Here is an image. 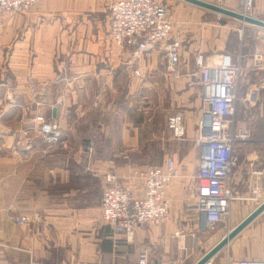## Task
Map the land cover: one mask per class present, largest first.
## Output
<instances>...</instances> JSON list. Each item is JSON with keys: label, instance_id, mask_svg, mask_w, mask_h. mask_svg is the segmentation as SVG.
I'll use <instances>...</instances> for the list:
<instances>
[{"label": "crops", "instance_id": "1", "mask_svg": "<svg viewBox=\"0 0 264 264\" xmlns=\"http://www.w3.org/2000/svg\"><path fill=\"white\" fill-rule=\"evenodd\" d=\"M114 1L40 0L24 14L5 16L0 26V262L137 264L146 249L148 264H193L264 200V28L221 19L183 0H164L170 42L177 43L180 58L178 76L166 77L159 46L135 53L112 41L108 7ZM203 1L240 7L239 0ZM250 15L264 20V0L255 1ZM197 51L211 63L228 55L239 67L234 129L251 130L250 138L235 146L233 199L221 236L209 248L191 243L197 222L182 203L195 186L200 155L193 143L200 77L189 56ZM147 95L159 101L163 118L182 111L186 152L166 133L154 137L157 158L141 149L139 131L148 114L139 104ZM36 115L58 120L67 149L41 143L33 131ZM26 137L33 138L30 149L11 148ZM88 138L95 141L91 158L81 147ZM168 154L181 172L168 190V219L142 226L126 239L102 218L104 173L125 174L130 161L160 165ZM23 214L36 220L17 224L15 217ZM217 254L208 264L262 259L264 211L228 242L221 257Z\"/></svg>", "mask_w": 264, "mask_h": 264}, {"label": "built area", "instance_id": "2", "mask_svg": "<svg viewBox=\"0 0 264 264\" xmlns=\"http://www.w3.org/2000/svg\"><path fill=\"white\" fill-rule=\"evenodd\" d=\"M256 0H239L240 12L250 15ZM40 0H0V26L4 17L24 14L39 4ZM110 13V36L118 47H129L135 53H143L159 46L165 55L164 73L177 76L179 52L177 43L170 42L172 24L168 18L169 5L164 0H116L108 7ZM200 77L201 111L197 124L195 144L200 149L196 183L182 199L186 212L197 222L191 243L196 235L213 228L228 215L229 203L233 199L230 189L232 169L236 164L234 156L238 142L250 138L249 128L234 129L233 114L237 101V79L239 67L224 55L218 63L207 61L204 53L195 56ZM134 75H140L135 69ZM253 98V94H250ZM43 102H37L38 105ZM33 131L46 147L66 146L57 119L36 115ZM167 127L176 139L186 135L184 116L176 111L168 116ZM33 138L16 140L13 149H30ZM88 158L95 153V141L90 139L82 147ZM127 172L118 175L114 171L104 173V189L100 208L104 221L116 232L132 239L135 231L142 226L158 225L168 219L170 199L168 190L181 172L174 158L166 156L156 166L140 167L130 163ZM260 174V171L255 172ZM139 188H138V187ZM257 188L252 192L256 193ZM255 200L257 197H253ZM35 215L15 217L17 224L30 223ZM148 252H139L137 264H148ZM0 264H12L1 261ZM28 264H41L31 258ZM227 264H264L262 259L228 260Z\"/></svg>", "mask_w": 264, "mask_h": 264}, {"label": "rangeland", "instance_id": "3", "mask_svg": "<svg viewBox=\"0 0 264 264\" xmlns=\"http://www.w3.org/2000/svg\"><path fill=\"white\" fill-rule=\"evenodd\" d=\"M216 4L221 5L220 3H216ZM237 8H238V10H236V11L240 12V7H237ZM211 12H214V11H211ZM213 15H218L221 19H227V20H230V21H235L236 23H240L237 20H234V18L223 16V15H221L219 13H216V12H214ZM208 19L213 21V22H215V24L217 26L219 25L216 16L215 17L211 16ZM218 27H220V26H218ZM198 52L199 51H197L195 54H191L189 56H191V59H193L194 66L196 67L197 74L199 75L197 66L195 64V56L197 55ZM202 53H204V52H202ZM163 55H164V53H163ZM205 56H206V54H205ZM164 59H165V55H164ZM178 67H179V65H178ZM178 67H177V72H178ZM163 73H164V68H163ZM164 75H165V73H164ZM177 76H178V73H177ZM166 77H169V76H166ZM176 77H172V78H176ZM192 78L195 81H197V77L196 76L192 77ZM143 101H144L143 103L139 104L140 108H141L142 111H146L147 112V114H148L147 116L149 118L147 117L148 120L146 121V127H144V129H141L139 131V141L143 145V146H141V149L143 151H145V153L147 154V157L150 156V157L157 158L160 154H159V147L156 145V142H155L156 140L154 139V137L158 136V135H164V133H166V135L168 137H172L173 139H176V138H174L172 136L170 130L167 127V119H168L169 115H167L165 118H163V116L161 114H160V116L158 115L159 110L161 112L163 111L161 109V107H160L161 105L158 103L159 101L157 100L158 101L157 102V101H155L153 99H149L148 95H147V97H144ZM106 107H107V105H106ZM130 107H132V105ZM177 111H180V110H177ZM89 138L87 139V141L90 140ZM185 138H186V135H185V137L183 139H185ZM183 139H176V140L178 141L179 151L185 150V152H186L187 146H186V144H183V143H186V141H184ZM63 140L66 143V140L64 138H63ZM41 143L43 144L42 141H41ZM84 143H83V145H84ZM180 143H182V144H180ZM193 143L195 145V141ZM83 145L81 147H83ZM63 149H67V145ZM197 152H198V150L196 149V153ZM235 154H236V149L234 151V156H235ZM162 156H164V155H162ZM128 163H130V164H132L134 166H146V165H148V166H156V165H158L159 162L151 161V162H146L145 163L143 161H138V162L137 161L136 162L135 161H130ZM187 216H188L189 219L191 218L189 215H187ZM220 236H221V223L217 224L213 228H209L206 231L201 232V234H197L196 235V241H198V243H200L201 245H204V248H209L212 244H214L220 238ZM216 257L217 258L221 257V251L217 254Z\"/></svg>", "mask_w": 264, "mask_h": 264}, {"label": "water", "instance_id": "4", "mask_svg": "<svg viewBox=\"0 0 264 264\" xmlns=\"http://www.w3.org/2000/svg\"><path fill=\"white\" fill-rule=\"evenodd\" d=\"M185 2L191 3L193 5L214 11L223 16L231 17L241 21L242 23L251 24L264 28V20L258 19L251 15L243 14L234 9H229L225 6L206 2L203 0H183ZM222 23L225 20H221ZM264 211V200L253 209L244 219H242L236 226L230 229L224 236H222L209 250L201 255V257L195 261L193 264H208L210 260L221 251L228 242L235 237L241 230H243L253 219H255L260 213Z\"/></svg>", "mask_w": 264, "mask_h": 264}]
</instances>
